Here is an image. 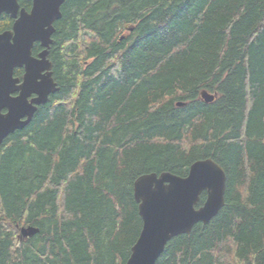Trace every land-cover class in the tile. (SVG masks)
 <instances>
[{
    "label": "trees",
    "instance_id": "trees-1",
    "mask_svg": "<svg viewBox=\"0 0 264 264\" xmlns=\"http://www.w3.org/2000/svg\"><path fill=\"white\" fill-rule=\"evenodd\" d=\"M54 27L57 90L0 146V264H125L136 178L203 158L224 205L156 264H262L264 0H65Z\"/></svg>",
    "mask_w": 264,
    "mask_h": 264
},
{
    "label": "water",
    "instance_id": "water-1",
    "mask_svg": "<svg viewBox=\"0 0 264 264\" xmlns=\"http://www.w3.org/2000/svg\"><path fill=\"white\" fill-rule=\"evenodd\" d=\"M64 2L32 0L27 11L18 0H0V15L5 13L13 19L11 28L0 32V146L9 134L25 127L37 107L57 90L47 55L54 22L60 18ZM36 42L42 50L34 56ZM16 67L24 68L21 82L13 76ZM215 96L216 92H200L205 102L213 101ZM225 185V171L212 158L195 160L185 176L168 171L138 176L133 183V197L142 223L125 264H156L173 237L190 233L198 222L209 223L224 205ZM203 192L204 201L196 207ZM37 232L33 226L20 228L23 237Z\"/></svg>",
    "mask_w": 264,
    "mask_h": 264
},
{
    "label": "flooded vegetation",
    "instance_id": "flooded-vegetation-1",
    "mask_svg": "<svg viewBox=\"0 0 264 264\" xmlns=\"http://www.w3.org/2000/svg\"><path fill=\"white\" fill-rule=\"evenodd\" d=\"M31 5H32V0L30 1V4L28 6H21L20 5V7L24 8L27 11H29L30 8H31ZM9 18L12 20V23H13V19L10 16H9ZM55 23H56V21L54 22V24ZM11 26H12V24H11ZM11 26H10V28H11ZM35 44H38L39 45V50L36 53H33V49H32V54L34 56H37L38 52H40L42 50V47L40 46V44L38 42L34 43V45ZM33 48H34V46H33ZM23 74H24V68L23 67H16V68H14V70H13V76L14 77H17L20 82L22 81ZM16 94H17V92L13 93L12 95L14 96ZM3 112H5V109L3 110Z\"/></svg>",
    "mask_w": 264,
    "mask_h": 264
}]
</instances>
